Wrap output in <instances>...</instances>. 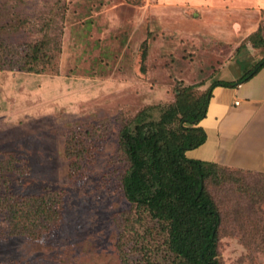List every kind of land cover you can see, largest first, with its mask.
<instances>
[{"label":"rangeland","instance_id":"1","mask_svg":"<svg viewBox=\"0 0 264 264\" xmlns=\"http://www.w3.org/2000/svg\"><path fill=\"white\" fill-rule=\"evenodd\" d=\"M224 1L0 0V42L46 38L54 55L41 72L0 71V264L178 261L164 223L123 194L119 130L146 106L159 120L176 88L196 98L264 57V4L241 0L233 22ZM219 173L205 182L217 259L264 264V172Z\"/></svg>","mask_w":264,"mask_h":264},{"label":"trees","instance_id":"2","mask_svg":"<svg viewBox=\"0 0 264 264\" xmlns=\"http://www.w3.org/2000/svg\"><path fill=\"white\" fill-rule=\"evenodd\" d=\"M259 30L258 27L250 36H260ZM260 40L264 45V36ZM48 43L44 38L17 51V45L0 42V71L17 67L41 72L54 56L46 52ZM146 55L144 47L143 60ZM263 66L264 57L237 80H214L201 95L192 99H188L192 86L178 87L175 101L162 110L159 120L148 118L154 107L150 105L139 110L119 130V148L128 161L121 177L123 194L136 208L147 210L151 217L164 223L168 249L178 260L172 264H220L217 240L221 217L205 182L209 178L221 180L223 174L219 171L230 167L192 159L185 152L206 139V132L198 123L206 116L213 87L237 86ZM44 219L45 215L41 217Z\"/></svg>","mask_w":264,"mask_h":264},{"label":"crops","instance_id":"3","mask_svg":"<svg viewBox=\"0 0 264 264\" xmlns=\"http://www.w3.org/2000/svg\"><path fill=\"white\" fill-rule=\"evenodd\" d=\"M246 1L264 4V0ZM242 2L229 0L232 12L229 16L224 13L227 18H235L234 10L241 9ZM237 19L233 20L236 22ZM198 125L205 130L206 139L199 146L186 150L187 157L230 168L264 172V66L237 86H214L206 116Z\"/></svg>","mask_w":264,"mask_h":264},{"label":"built area","instance_id":"4","mask_svg":"<svg viewBox=\"0 0 264 264\" xmlns=\"http://www.w3.org/2000/svg\"><path fill=\"white\" fill-rule=\"evenodd\" d=\"M235 103H237V101Z\"/></svg>","mask_w":264,"mask_h":264}]
</instances>
